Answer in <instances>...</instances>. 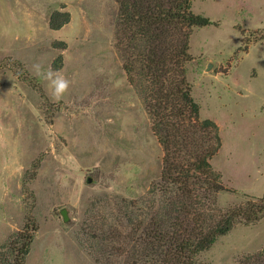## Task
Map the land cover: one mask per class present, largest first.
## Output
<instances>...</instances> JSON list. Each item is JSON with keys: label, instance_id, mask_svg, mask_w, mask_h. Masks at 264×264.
Returning <instances> with one entry per match:
<instances>
[{"label": "rangeland", "instance_id": "374dc122", "mask_svg": "<svg viewBox=\"0 0 264 264\" xmlns=\"http://www.w3.org/2000/svg\"><path fill=\"white\" fill-rule=\"evenodd\" d=\"M192 8L212 23L193 29L187 78L201 117L220 127L211 163L229 190L219 203L238 204L264 194V0ZM56 9L70 12L57 30ZM118 19L116 0H0V245L32 234L27 264H101L115 203L145 199L160 180L163 149L123 67ZM35 63L71 81L63 99ZM262 247L264 218L236 225L200 259L237 264Z\"/></svg>", "mask_w": 264, "mask_h": 264}, {"label": "trees", "instance_id": "16d2710c", "mask_svg": "<svg viewBox=\"0 0 264 264\" xmlns=\"http://www.w3.org/2000/svg\"><path fill=\"white\" fill-rule=\"evenodd\" d=\"M116 45L163 149L160 180L145 199L123 197L115 222L103 231L101 264H207L200 254L236 225L264 218V194L221 206L229 190L211 159L222 146L218 123L202 118L192 95L187 64L194 27L212 20L194 12L192 0H116ZM70 12L56 9L49 25L60 29ZM60 42L63 47L66 42ZM33 235L18 233L0 245V264H27ZM237 264H264V247Z\"/></svg>", "mask_w": 264, "mask_h": 264}, {"label": "clouds", "instance_id": "9594fccd", "mask_svg": "<svg viewBox=\"0 0 264 264\" xmlns=\"http://www.w3.org/2000/svg\"><path fill=\"white\" fill-rule=\"evenodd\" d=\"M35 75L48 82L51 88V95L53 100L60 101L68 93L71 81L68 80L59 70L51 67L45 69L39 63L33 64Z\"/></svg>", "mask_w": 264, "mask_h": 264}, {"label": "water", "instance_id": "95a60500", "mask_svg": "<svg viewBox=\"0 0 264 264\" xmlns=\"http://www.w3.org/2000/svg\"><path fill=\"white\" fill-rule=\"evenodd\" d=\"M64 216H65V219H67V215H66V214H64Z\"/></svg>", "mask_w": 264, "mask_h": 264}]
</instances>
